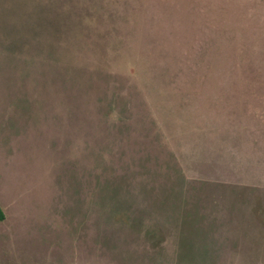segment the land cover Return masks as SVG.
Segmentation results:
<instances>
[{"label": "rangeland", "instance_id": "1", "mask_svg": "<svg viewBox=\"0 0 264 264\" xmlns=\"http://www.w3.org/2000/svg\"><path fill=\"white\" fill-rule=\"evenodd\" d=\"M255 75L264 0H0V264H264Z\"/></svg>", "mask_w": 264, "mask_h": 264}, {"label": "trees", "instance_id": "2", "mask_svg": "<svg viewBox=\"0 0 264 264\" xmlns=\"http://www.w3.org/2000/svg\"><path fill=\"white\" fill-rule=\"evenodd\" d=\"M216 36H218L217 44L220 47V50L223 51L228 49L238 50V53L236 54L233 53V54L238 56L241 62L244 61L246 63V66H244L243 69L245 71H249V66L252 63V59L244 54L245 46L240 48L239 43L234 44L235 41L234 36L226 37L225 33L220 30H216ZM214 53L216 55L218 54V47H216ZM212 62L206 64L205 73L201 76L198 75L199 77L196 78V82H199L201 85H204V87H206L209 90L210 89L212 90L213 88L216 89L220 88L224 80L227 79V77L224 76V74H222L223 70H227L225 67L226 64L220 62L219 59L218 58L216 59L215 56H212ZM258 69L261 70V68H259V65H258ZM253 77H256V75ZM262 81L264 80L260 78L258 80V77L252 78L251 76H248L247 78L241 77V80L240 77H237L235 82V89H239V87L241 89V91L239 92L240 98L244 97L245 95H247L248 98V100H243V103L245 104L241 106L242 109L245 110L246 112H250L251 114L254 115V117H258V118L261 117L264 118V82ZM224 116H226V114ZM219 199H220V193L219 195L214 197L215 205L219 203ZM3 217H4L3 212L0 209V220H2ZM184 222L185 219L181 221L179 225L180 229L176 237L178 238L177 249L180 248L179 251L176 253L177 258L179 259V260L177 259L178 264L183 260V257L186 256L185 253L188 252L189 249L190 250L193 249V247L197 243L196 239L193 238L195 235H193L191 238L186 239V233L183 228L185 224ZM209 240H210L209 242L210 244L215 243L212 237H210ZM187 247L188 249L186 250L185 248Z\"/></svg>", "mask_w": 264, "mask_h": 264}]
</instances>
